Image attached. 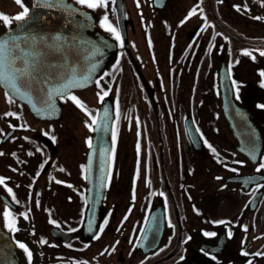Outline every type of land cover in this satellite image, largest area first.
<instances>
[{
    "label": "flooded vegetation",
    "instance_id": "1",
    "mask_svg": "<svg viewBox=\"0 0 264 264\" xmlns=\"http://www.w3.org/2000/svg\"><path fill=\"white\" fill-rule=\"evenodd\" d=\"M35 3L23 0L29 14ZM104 3H77L121 33L117 41L106 30L117 57L92 86L57 95L60 108L44 116L0 85V264H264V0ZM21 12L0 0V14ZM44 14L17 34L42 54L31 85L49 99L74 40L59 33L62 9ZM6 29L0 23V34ZM223 62L242 104L236 135L221 120ZM105 96L113 141L103 200L91 206L100 184L88 141Z\"/></svg>",
    "mask_w": 264,
    "mask_h": 264
},
{
    "label": "water",
    "instance_id": "2",
    "mask_svg": "<svg viewBox=\"0 0 264 264\" xmlns=\"http://www.w3.org/2000/svg\"><path fill=\"white\" fill-rule=\"evenodd\" d=\"M53 8L58 10L59 17H61L60 10L64 11L63 18L58 19V22H63V27L59 33H68V36L74 40V47L70 67L57 70L59 74L57 81L63 80L58 81L57 85H52V98L44 99L41 97V91L44 89L42 85H31L28 89H21V92L17 94L1 84L5 91L15 97L16 100L25 102L30 111L44 116L49 115L53 109H57L59 102L56 95L91 85L98 75L109 66L108 64L113 62L117 54L115 40L95 24L94 17L88 10L84 11L73 0H36L33 10L29 14L25 30L28 27L32 29L29 25L34 27L40 23L43 20L41 14H48ZM17 23L3 31L0 34V39H6L8 35L15 37L18 36L17 33H22L17 27ZM218 79L221 119L228 132H234L236 135L243 124L242 116L237 113V110H242V106L234 96L229 71L225 65L219 64ZM232 103L235 105L234 108H232ZM111 106L110 97L103 98L96 117V124L92 127V146L89 148L88 156L89 170L93 175L92 181L100 184V194L90 196L91 206L100 204L104 196L109 170V153L112 148L113 107Z\"/></svg>",
    "mask_w": 264,
    "mask_h": 264
},
{
    "label": "snow or ice",
    "instance_id": "3",
    "mask_svg": "<svg viewBox=\"0 0 264 264\" xmlns=\"http://www.w3.org/2000/svg\"><path fill=\"white\" fill-rule=\"evenodd\" d=\"M15 2L22 6V12L16 14L15 17L9 18L5 14H0V23H3L6 27L11 28L13 23H17V27L23 32L25 30V26L29 19V8L26 5H23V0H15ZM81 6L97 9L98 7H106L104 0H77ZM51 6V5H49ZM107 16L104 17V21L106 24V30L110 33H113L115 39L117 41H121V33L118 32L115 28H113L110 24H107ZM33 45L35 44L36 38L33 36L30 38ZM43 39V38H41ZM54 39L59 40V37H55ZM24 40L25 43L28 42L29 37L26 36H15L9 37L8 39H0V84L4 85L6 89H10L13 92L19 94L21 89L30 88L32 82L35 77L33 73L37 70L38 57L42 54L39 52L27 50L26 48L21 46L20 41ZM150 43V41H149ZM245 55H251L249 52H244ZM260 55L264 56V52H261ZM264 75V73H262ZM98 83V82H97ZM107 95V93H105ZM7 96V92H6ZM78 106L83 108L81 102L76 100L73 96L71 97ZM101 99H103L101 97ZM10 102H13L10 100ZM5 116H14V113L7 112L4 114ZM93 124H96V121L93 120ZM89 147H91V141H88ZM3 155V153H0ZM264 167V165H261ZM59 183V181H57ZM0 183H3V178H0ZM11 192V189H9ZM27 219V215L24 216ZM54 223V221H50ZM104 224H107V220L104 221ZM10 230L15 231V220H11L8 224ZM91 230V224L89 225ZM103 227L100 228V232H103ZM211 235H215L214 233ZM230 235V233H229ZM99 238V236L95 237ZM40 243H46L43 239ZM118 243V242H117ZM21 249L28 253L29 260H31L32 253L27 249L24 244L18 245Z\"/></svg>",
    "mask_w": 264,
    "mask_h": 264
},
{
    "label": "rangeland",
    "instance_id": "4",
    "mask_svg": "<svg viewBox=\"0 0 264 264\" xmlns=\"http://www.w3.org/2000/svg\"><path fill=\"white\" fill-rule=\"evenodd\" d=\"M197 24V19H193L191 23H188L186 27H184L181 31H188L192 27H194ZM186 33H181V38L184 36ZM205 35V32L202 33V36ZM84 97L87 99H92V91L87 94V92L84 93Z\"/></svg>",
    "mask_w": 264,
    "mask_h": 264
}]
</instances>
